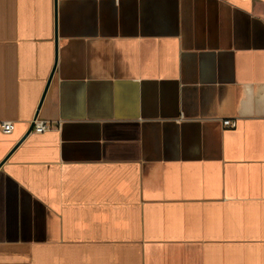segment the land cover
I'll return each mask as SVG.
<instances>
[{"label": "crops", "instance_id": "crops-1", "mask_svg": "<svg viewBox=\"0 0 264 264\" xmlns=\"http://www.w3.org/2000/svg\"><path fill=\"white\" fill-rule=\"evenodd\" d=\"M1 121L0 264H264V0H0Z\"/></svg>", "mask_w": 264, "mask_h": 264}, {"label": "built area", "instance_id": "built-area-1", "mask_svg": "<svg viewBox=\"0 0 264 264\" xmlns=\"http://www.w3.org/2000/svg\"><path fill=\"white\" fill-rule=\"evenodd\" d=\"M33 123L35 124L34 129H33L35 133H44L45 131L52 128V126L48 122H45V121H38L37 119H35ZM224 125L234 127L236 125V122L227 119L224 121ZM0 129L6 134H10L14 130V124L10 121H1Z\"/></svg>", "mask_w": 264, "mask_h": 264}, {"label": "water", "instance_id": "water-1", "mask_svg": "<svg viewBox=\"0 0 264 264\" xmlns=\"http://www.w3.org/2000/svg\"><path fill=\"white\" fill-rule=\"evenodd\" d=\"M49 82H50V81H49ZM37 116H38V113L36 114V118H37ZM34 126H35V124L32 123V125H31V127H30V129H29V131H28V133H27V135L30 134V133L32 132V130L34 129ZM27 135H26V136H27ZM0 167H1V165H0Z\"/></svg>", "mask_w": 264, "mask_h": 264}]
</instances>
